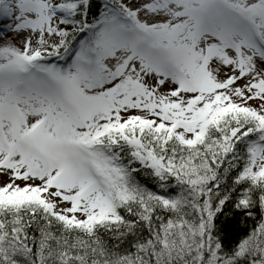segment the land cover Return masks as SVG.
Here are the masks:
<instances>
[{"label": "snow or ice", "instance_id": "6c2138e0", "mask_svg": "<svg viewBox=\"0 0 264 264\" xmlns=\"http://www.w3.org/2000/svg\"><path fill=\"white\" fill-rule=\"evenodd\" d=\"M0 264H264V0H0Z\"/></svg>", "mask_w": 264, "mask_h": 264}]
</instances>
